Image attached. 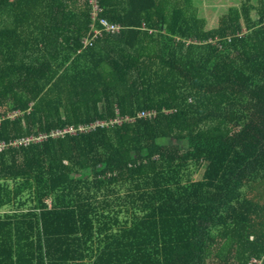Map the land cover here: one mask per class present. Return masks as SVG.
<instances>
[{"label":"trees","instance_id":"1","mask_svg":"<svg viewBox=\"0 0 264 264\" xmlns=\"http://www.w3.org/2000/svg\"><path fill=\"white\" fill-rule=\"evenodd\" d=\"M98 5L0 0V264H264V0Z\"/></svg>","mask_w":264,"mask_h":264},{"label":"rangeland","instance_id":"2","mask_svg":"<svg viewBox=\"0 0 264 264\" xmlns=\"http://www.w3.org/2000/svg\"><path fill=\"white\" fill-rule=\"evenodd\" d=\"M92 2V0H90ZM200 17L206 20L208 29L215 28L219 19L231 7H240L241 0H193ZM84 2V1H82ZM252 18H256V14L252 12ZM201 174L195 177V180L201 179Z\"/></svg>","mask_w":264,"mask_h":264},{"label":"built area","instance_id":"3","mask_svg":"<svg viewBox=\"0 0 264 264\" xmlns=\"http://www.w3.org/2000/svg\"><path fill=\"white\" fill-rule=\"evenodd\" d=\"M92 5H93V8H94V15H93V18H94V25L96 24V22L99 20V17H98V13L101 11V9L99 8V5H98V0H92ZM100 22L105 26V28L109 31H118L119 30V27L116 25V24H113V23H110L107 19H100ZM100 34V30L99 29H96L95 30V35L94 37H98V35ZM91 42V39H87L85 41V44L88 45L89 43ZM19 113H8L7 116H4L5 118H10V119H14L16 115H18ZM4 117H0V122L2 120H4L5 118ZM95 127V126H93ZM86 129L88 128H82L81 127V130L85 131ZM78 132V130L71 126L67 129H64V130H57L55 132H52L51 133V137L52 138H55V137H65V135H67V133H71V135H76V133ZM46 139L45 136H38L37 138H30V139H27V140H23L21 142H15L13 144V146H17V145H20V144H24V145H28L30 144L31 142H35V143H38L40 141H44ZM4 146H0V149H3ZM250 264H260L256 259H252L250 261Z\"/></svg>","mask_w":264,"mask_h":264}]
</instances>
